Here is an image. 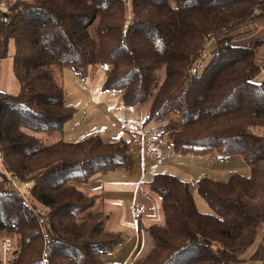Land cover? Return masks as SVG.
I'll list each match as a JSON object with an SVG mask.
<instances>
[{
    "label": "trees",
    "instance_id": "1",
    "mask_svg": "<svg viewBox=\"0 0 264 264\" xmlns=\"http://www.w3.org/2000/svg\"><path fill=\"white\" fill-rule=\"evenodd\" d=\"M0 1V59L13 41L21 86L17 94L0 90V233L20 242L8 263L106 264L105 254L123 242L121 232L106 228L107 215L93 210L99 195L80 185L130 168L129 142L99 134L50 144L39 138L64 132L76 113L54 68L87 76L91 65L107 66L103 88L119 91L124 106L152 97L148 121L179 116L173 152L217 161L237 155L251 169L227 181L197 180L209 213L198 209L188 181L155 173L147 184L163 223L147 227L152 246L137 264L240 261L236 252L264 225V63L256 61L259 43L239 45L235 33L264 20V0H132L131 18L123 0ZM207 39L215 40L208 57L189 76ZM4 170L32 183L29 201L12 192ZM261 245L264 264V237Z\"/></svg>",
    "mask_w": 264,
    "mask_h": 264
},
{
    "label": "rangeland",
    "instance_id": "2",
    "mask_svg": "<svg viewBox=\"0 0 264 264\" xmlns=\"http://www.w3.org/2000/svg\"><path fill=\"white\" fill-rule=\"evenodd\" d=\"M4 1L10 2L13 0ZM128 18H130L129 13ZM244 28L245 27L241 28L240 30ZM214 42V39H207L205 46L201 48L195 58L193 57V63L187 70V74L189 76L190 70L194 66L196 59L199 58V55L203 51L209 52ZM14 50L15 44L13 41H10L8 56L4 59H0V90L6 91L10 94L19 93L21 88L20 83L13 72ZM106 69L107 66L91 65L89 66L87 76H82L69 66L54 68L53 74L65 89L67 104L70 106L73 105V107L76 109L74 117L67 123L65 127L64 131L67 132L65 134L63 133L64 140L78 141L87 136L99 134L109 141H117L119 139H125L124 137L126 136V133L123 128L125 126H128L129 124H134L135 126H137L138 130L142 129L144 125L148 129L151 127H156V129H162L164 143L160 151L154 149L149 151L148 149H146L145 161H147V165H159V167L152 170L153 172L152 174L148 175L147 180L150 179L155 172H168L172 174L174 173L175 175L181 173L180 175L184 174L182 176L189 180L188 182L190 186L191 183L193 186L195 182L190 183L191 179H195L197 181L202 177H210L218 181H227L230 175L233 173H239L244 176L250 175L251 169L249 165L243 158L237 155L230 159L217 161L210 155L194 156L173 152L170 144L172 135L181 127V120L179 116L176 114H171L166 118L153 119L151 121H148L147 116L150 109L152 97L142 104L134 106H124L122 96L119 91H109L103 88ZM159 75L160 79L163 80L165 75L164 70H161L159 72ZM263 77L264 75L261 74L259 76V80L263 79ZM258 132L264 133V129H258ZM61 136L62 133L60 132L39 134V138L41 139L42 144H50L55 140L61 138ZM130 151L133 155L132 144H130ZM0 159L2 163V158L0 157ZM10 185L12 184L10 183ZM194 186L196 188V185ZM194 195V198L198 202V205H201L202 202V205H205V207L207 209L209 208L210 212H212L209 204L203 197H201V195H199L198 193H194ZM29 196L26 195L28 201ZM123 199L124 201H126V199L128 198L126 196ZM100 202L101 201H97L96 206L93 210L98 209ZM263 237L264 234L259 236L258 240L257 238L254 240V242L250 245H254V247H247L249 248L247 252H252V256L261 250L259 248L262 246L261 244ZM5 242L7 243V245L4 244ZM19 243L20 242L18 236L10 235L6 232L0 233V251L3 255V261L1 264H10L8 263V260L11 258L13 250L19 247ZM241 249L245 250V247H242ZM125 250V248L122 249L119 246L114 255H105L104 258L105 260L110 259V262H108V264H118L119 261L115 260V258L118 259V257L115 256L121 254L122 252H125ZM262 256V251H260L259 255L256 258L261 259ZM230 264H259V262L249 259L242 261L240 260L237 262L235 261Z\"/></svg>",
    "mask_w": 264,
    "mask_h": 264
},
{
    "label": "crops",
    "instance_id": "3",
    "mask_svg": "<svg viewBox=\"0 0 264 264\" xmlns=\"http://www.w3.org/2000/svg\"><path fill=\"white\" fill-rule=\"evenodd\" d=\"M235 34L237 35L235 37V43L239 45L251 47L259 43L256 50V61L257 64L262 65L264 63V20L246 26L244 29L237 31ZM137 130L125 132L126 136L124 137L125 140L132 144L133 149L134 159L133 165L130 168H120L107 173L99 174L91 181L80 185L81 189L84 190L85 193L99 195L97 201L101 202L98 210L103 211L107 215L106 228L109 231L122 233L123 242L116 246L112 251L105 254L114 255L119 246L122 249L125 248V252L115 256L118 257V259L115 258V260L119 261L118 264H137L139 259L146 256L152 246L147 227L151 224L163 223L160 199L158 196L150 192L147 184V181L151 179L147 180L148 175L152 174V170L159 167V165L150 164L148 166L147 161H145V153L146 149L149 151L153 149L160 151L164 143V137L157 143L147 142L141 137L139 131L140 129L138 131ZM148 130L151 132L158 130L162 131V129H156V127H151ZM66 132L67 131L62 132L61 137H63V133L65 134ZM2 168L3 164L0 159V169ZM155 173H153V175ZM180 174L176 175L189 181L182 176L184 174ZM191 182H195L194 185H196L197 181L195 179H191L190 183ZM194 185L192 186L191 183L193 195L194 193H198L197 185L196 188ZM126 196L128 199L124 201L123 198ZM134 204L140 205L143 209V214L138 221L134 220L132 214ZM196 204L201 212H210L209 208L207 209L205 205H202V202L201 205H198V202L196 201ZM262 234H264V225L261 226L257 240ZM251 247H254V245L249 248ZM249 248L236 252L241 261L251 259L252 252H247ZM254 260L258 261L257 258ZM105 262L108 264L110 259L105 260Z\"/></svg>",
    "mask_w": 264,
    "mask_h": 264
},
{
    "label": "built area",
    "instance_id": "4",
    "mask_svg": "<svg viewBox=\"0 0 264 264\" xmlns=\"http://www.w3.org/2000/svg\"><path fill=\"white\" fill-rule=\"evenodd\" d=\"M125 2L126 8L128 10L129 13V17L131 18V2L132 0H123ZM5 4L3 2L0 1V10H2L4 8ZM257 13L260 12L259 10L256 11ZM208 57V52H202L199 55V58L196 59V62L194 64V66L191 68L190 70V75L195 74L198 71V66L197 63L200 60L206 59ZM123 130L125 132L128 131H136L137 128L135 125H128L125 126L123 128ZM140 131V135L141 137L147 141V142H151V143H157L160 141V139L163 137V132L162 131H148V128L144 125V127L142 129L139 130ZM0 157H1V153H0ZM5 175L8 178L9 182L12 184L11 185V190L12 192H14L17 196L24 198L25 200H27L26 198V191L30 189L32 183L30 181H23L20 178H18L17 176L11 175L10 173H8L7 171H5ZM38 213L40 212L39 210H36ZM42 214H46L45 212L41 211ZM133 218L135 221H138L142 214H143V209L140 205L138 204H134V208H133ZM5 245L6 242L4 243Z\"/></svg>",
    "mask_w": 264,
    "mask_h": 264
}]
</instances>
